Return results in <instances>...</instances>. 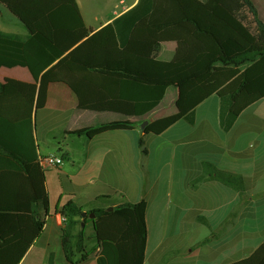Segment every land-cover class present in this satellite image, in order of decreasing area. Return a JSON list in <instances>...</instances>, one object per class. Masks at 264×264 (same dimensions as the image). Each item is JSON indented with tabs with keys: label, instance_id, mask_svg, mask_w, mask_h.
<instances>
[{
	"label": "trees",
	"instance_id": "trees-1",
	"mask_svg": "<svg viewBox=\"0 0 264 264\" xmlns=\"http://www.w3.org/2000/svg\"><path fill=\"white\" fill-rule=\"evenodd\" d=\"M0 4L28 32L25 37L0 32V68L19 69L29 78L4 82L36 110L47 105L50 86L65 85L76 100L73 114L98 116L93 126L73 135L92 139L132 131L133 120L150 115L170 84L178 90L172 109L150 120L143 133L160 135L176 121L193 122V110L240 74L241 90L264 98V26L248 0H138L90 35L76 0ZM246 11L255 16L256 29ZM233 99V94L220 99L223 131L236 121ZM36 144L33 119L0 117V264H19L50 217L48 171L37 163ZM92 212L95 219L79 220L83 212L73 203L59 211V243L67 263L84 252L85 227L77 234L75 229L88 221L99 248L96 264L145 263L146 202ZM213 242L210 236L197 247ZM52 257L48 264H54ZM233 264H264V242Z\"/></svg>",
	"mask_w": 264,
	"mask_h": 264
},
{
	"label": "crops",
	"instance_id": "crops-1",
	"mask_svg": "<svg viewBox=\"0 0 264 264\" xmlns=\"http://www.w3.org/2000/svg\"><path fill=\"white\" fill-rule=\"evenodd\" d=\"M76 2L90 35L125 14L138 0H116L103 17L90 9L88 0ZM262 4L264 8V0ZM252 6L257 21L263 24L264 13ZM245 15L256 29L255 16L249 11ZM8 26L6 22L0 24V32L22 37L28 34L23 26L16 32ZM10 72L21 77L0 80V117L10 122L33 119L38 154L66 156L60 167L45 175L50 217L19 264L37 257L48 262L53 253L51 244L56 245L52 238L61 234L59 211L67 203L90 213L146 202L144 264H233L250 257L264 242V98L241 90L243 74L197 106L193 122L176 121L160 135L145 134L140 129L144 122L164 115L174 105L178 90L170 84L150 115L133 120L136 125L132 131H110L88 139L72 133L79 127L93 126L98 116L73 114L76 100L65 85L50 86L47 105L36 110L35 104L28 105L4 82H29L28 76L19 69ZM168 94L169 106H164ZM228 94L234 95L231 112L236 121L230 130L223 131L220 99ZM40 140L48 147L47 152L40 151ZM87 224L92 231L87 235L84 230L85 250L72 257L78 264H94L99 251L93 223ZM80 229L77 226L75 233ZM201 231L203 238L191 246ZM210 236L215 242L197 247ZM87 240L97 246L90 260L83 259Z\"/></svg>",
	"mask_w": 264,
	"mask_h": 264
},
{
	"label": "rangeland",
	"instance_id": "rangeland-1",
	"mask_svg": "<svg viewBox=\"0 0 264 264\" xmlns=\"http://www.w3.org/2000/svg\"><path fill=\"white\" fill-rule=\"evenodd\" d=\"M114 2H116V0H88L90 9L94 13L98 14L100 17H103L104 15L108 14L111 11V9L114 5ZM251 3H252V5H255V7H258V9H260V11L262 13H264L262 0H255V2H254V0H251ZM6 12H7V9H5L4 7H0V24H2V23L4 24V22L8 23L9 24L8 27L11 29L12 32H16V30H21L22 25L20 24V22L16 19L12 18L11 15L9 13H6ZM263 24H264V21H263ZM5 76H7L9 78H13V79H20V77H21V75H19L17 72H10V70L1 69L0 70V80L2 81L3 77H5ZM171 91H174V88L171 87ZM169 99L170 98H169V94H168V96L166 97V99L164 101V104H163L164 106H167L169 104ZM15 106L17 108L21 109L20 105L16 104ZM172 107H173V105L168 107L166 109L167 110L166 113H168L172 109ZM39 146H40V151L42 153L44 151L45 152L48 151V147L45 146V142H43L42 140H40ZM56 182H55V184H56ZM49 225H51V221L49 222ZM84 227L86 228V234L90 235V232L92 231L90 224H87ZM204 234L205 233L203 231H201L200 236L196 237V239H194L195 241H191L192 243L190 245L192 246V244H194L196 241L201 240L203 238ZM58 238L57 237L52 238V242L53 241L56 242V245L54 243L51 244V250L53 252L52 253L53 254V257H52L53 262H54V264H67L66 260L63 257V254L61 252V248L58 244ZM184 239L188 241V238H184ZM187 243H190V241H188ZM57 245H58V247H57ZM86 246H87V249H86L87 251L85 254V256H86L85 258H88L89 256L92 257L93 252L97 249V246H95V243H93L91 240L86 241ZM186 246H188V245H186ZM91 257H89L88 259L90 260ZM26 264H48V262L42 261V259L37 257V258H31V260L27 261ZM72 264H78V262L73 261Z\"/></svg>",
	"mask_w": 264,
	"mask_h": 264
},
{
	"label": "built area",
	"instance_id": "built-area-1",
	"mask_svg": "<svg viewBox=\"0 0 264 264\" xmlns=\"http://www.w3.org/2000/svg\"><path fill=\"white\" fill-rule=\"evenodd\" d=\"M37 163L45 171H50L60 167L64 163V160L56 155L45 156L39 154Z\"/></svg>",
	"mask_w": 264,
	"mask_h": 264
},
{
	"label": "water",
	"instance_id": "water-1",
	"mask_svg": "<svg viewBox=\"0 0 264 264\" xmlns=\"http://www.w3.org/2000/svg\"><path fill=\"white\" fill-rule=\"evenodd\" d=\"M147 125H148V122L146 121V122H144L143 124H142V126L140 127V129H144L145 127H147ZM106 211L107 212H112L113 211V208L112 207H109V208H107L106 209ZM95 217H96V215H95V213L94 212H90V213H82L81 214V219L83 220V219H86V218H88V219H90V220H93V219H95ZM84 227V224H81V228H83Z\"/></svg>",
	"mask_w": 264,
	"mask_h": 264
}]
</instances>
